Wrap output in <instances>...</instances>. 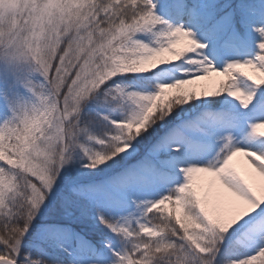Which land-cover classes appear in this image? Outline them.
Returning a JSON list of instances; mask_svg holds the SVG:
<instances>
[{
  "label": "snow or ice",
  "instance_id": "snow-or-ice-1",
  "mask_svg": "<svg viewBox=\"0 0 264 264\" xmlns=\"http://www.w3.org/2000/svg\"><path fill=\"white\" fill-rule=\"evenodd\" d=\"M262 128L264 0H0V264H264Z\"/></svg>",
  "mask_w": 264,
  "mask_h": 264
},
{
  "label": "rangeland",
  "instance_id": "rangeland-1",
  "mask_svg": "<svg viewBox=\"0 0 264 264\" xmlns=\"http://www.w3.org/2000/svg\"><path fill=\"white\" fill-rule=\"evenodd\" d=\"M166 58L171 59L170 56H167ZM145 66L147 67L150 65H145ZM244 70L248 71L249 74H252L249 69H244ZM224 79H225V77H223V76H217V75L213 74L212 76L206 78L205 80L197 81L194 84L186 85L185 87L189 88V89H194L196 91V94L199 95V93L202 89L206 90V91L214 90L216 87H218L219 81L224 80ZM168 91H173V90H168ZM239 161H240L239 158H236L233 162V164L237 168V170H238ZM204 175L205 174H202V173L196 174L195 180H196L197 184H200L201 178ZM258 180H259V177L256 178V181H258Z\"/></svg>",
  "mask_w": 264,
  "mask_h": 264
},
{
  "label": "bare ground",
  "instance_id": "bare-ground-1",
  "mask_svg": "<svg viewBox=\"0 0 264 264\" xmlns=\"http://www.w3.org/2000/svg\"><path fill=\"white\" fill-rule=\"evenodd\" d=\"M261 131H264V128H262ZM236 158H239V160H240L239 161V165H238V171H241L242 173L247 175L248 172L250 171V169H248L247 163H246L244 157L243 156H237V157L234 158V160ZM234 160H233V162H234ZM255 186H256L257 191L259 192L261 190L260 180L256 181Z\"/></svg>",
  "mask_w": 264,
  "mask_h": 264
},
{
  "label": "trees",
  "instance_id": "trees-1",
  "mask_svg": "<svg viewBox=\"0 0 264 264\" xmlns=\"http://www.w3.org/2000/svg\"><path fill=\"white\" fill-rule=\"evenodd\" d=\"M225 79H226V77H225ZM173 91H175V90H173ZM170 92H172V91H170Z\"/></svg>",
  "mask_w": 264,
  "mask_h": 264
}]
</instances>
